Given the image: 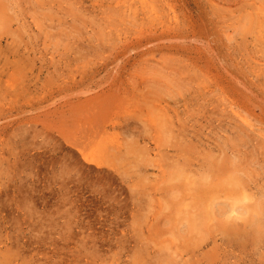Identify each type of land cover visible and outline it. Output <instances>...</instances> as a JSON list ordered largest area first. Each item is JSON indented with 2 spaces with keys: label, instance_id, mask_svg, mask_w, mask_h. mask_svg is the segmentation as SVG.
I'll list each match as a JSON object with an SVG mask.
<instances>
[{
  "label": "rangeland",
  "instance_id": "obj_1",
  "mask_svg": "<svg viewBox=\"0 0 264 264\" xmlns=\"http://www.w3.org/2000/svg\"><path fill=\"white\" fill-rule=\"evenodd\" d=\"M0 264H264V0H0Z\"/></svg>",
  "mask_w": 264,
  "mask_h": 264
},
{
  "label": "bare ground",
  "instance_id": "obj_2",
  "mask_svg": "<svg viewBox=\"0 0 264 264\" xmlns=\"http://www.w3.org/2000/svg\"><path fill=\"white\" fill-rule=\"evenodd\" d=\"M211 165V164H210ZM200 169V168H199ZM203 174V173H202ZM234 188V187H233ZM205 214V213H204ZM210 215V214H209ZM229 224V223H228ZM227 226V225H226ZM229 226V225H228ZM240 226V225H239ZM199 227V226H198ZM227 228V227H226ZM229 228V227H228ZM229 231V230H228Z\"/></svg>",
  "mask_w": 264,
  "mask_h": 264
}]
</instances>
